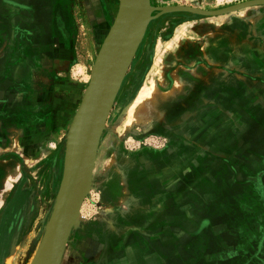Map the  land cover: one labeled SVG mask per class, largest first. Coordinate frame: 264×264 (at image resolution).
Here are the masks:
<instances>
[{
	"label": "rangeland",
	"instance_id": "1",
	"mask_svg": "<svg viewBox=\"0 0 264 264\" xmlns=\"http://www.w3.org/2000/svg\"><path fill=\"white\" fill-rule=\"evenodd\" d=\"M257 1L147 0L61 264H175L177 251L186 264L216 254L208 243L221 219L230 237L255 219L264 236V4L210 14ZM120 4L0 0V49L19 58L32 43L25 22L55 16L69 28L62 103L51 99L48 115H32L49 121L48 135L9 137V113L0 112V264H37L47 254L71 169L69 138ZM143 88L152 95L135 106ZM245 257L264 264V248Z\"/></svg>",
	"mask_w": 264,
	"mask_h": 264
},
{
	"label": "crops",
	"instance_id": "2",
	"mask_svg": "<svg viewBox=\"0 0 264 264\" xmlns=\"http://www.w3.org/2000/svg\"><path fill=\"white\" fill-rule=\"evenodd\" d=\"M60 15L62 17L61 21H65L64 13ZM27 22L24 25L28 24L30 27L28 28V33H26L28 38L24 40H29L32 43L30 50L24 51L23 55L21 54L25 59H22V56L19 58L16 54H11L7 50L0 49V106L5 105V109H0V112L9 113V117L4 119L9 122L7 127L4 128L5 134L9 135V137L48 135L47 123L49 121L47 122L45 118L35 121L32 115H42L44 113L48 115V111L45 108L51 103V99H57L58 103H62L57 93L60 92L64 87L63 84H65L59 79L58 74L62 73L63 69L66 68L65 62L66 58H68V51L65 46L67 44L65 37H67L68 32L66 31L69 28L67 26L64 27V25L61 27L60 23H57V17L55 18V16L50 21ZM22 90H27L28 94L17 98L16 93ZM56 112H52L55 114V120L58 119ZM6 149L20 153L22 148L15 144H7ZM245 195L239 193V205L241 206L246 205L247 196ZM258 213V210L254 209V218L259 217L261 220L262 215ZM238 216L240 217V215ZM224 221L221 219V224L215 229V232H220L221 235L211 238L209 243L206 241L208 249L216 250V254H208L195 260L191 259L185 262L186 264H249L250 262L245 255L256 249L261 250L264 248L262 221L255 219L252 223L246 221L244 225H238L236 229L237 238L230 237V231L226 230L227 226L223 223ZM211 227L209 226L210 229ZM225 232L227 235H224ZM200 241L195 240L191 243L198 245ZM221 249H225L227 254L223 251L221 252ZM235 249L238 252L237 256L232 253ZM221 253L222 255H220ZM181 256L178 251L174 253L175 264L182 263Z\"/></svg>",
	"mask_w": 264,
	"mask_h": 264
},
{
	"label": "water",
	"instance_id": "3",
	"mask_svg": "<svg viewBox=\"0 0 264 264\" xmlns=\"http://www.w3.org/2000/svg\"><path fill=\"white\" fill-rule=\"evenodd\" d=\"M147 0H121L117 18L106 37L93 69L67 148L71 162L62 194L51 222L52 245L49 260L39 257L37 264H61L71 231L92 184L98 149L107 116L126 72L127 57L145 20ZM264 4L250 2L210 14L223 15ZM48 246V245H47ZM45 252L49 250L44 245Z\"/></svg>",
	"mask_w": 264,
	"mask_h": 264
},
{
	"label": "bare ground",
	"instance_id": "4",
	"mask_svg": "<svg viewBox=\"0 0 264 264\" xmlns=\"http://www.w3.org/2000/svg\"><path fill=\"white\" fill-rule=\"evenodd\" d=\"M141 94L139 96V98L137 99L136 103H135V106L136 104H141V103H144V99L147 98L148 96L152 95L151 92L152 90L151 89H144L141 90ZM149 98V97H148ZM152 101V100H151ZM134 107V106H133ZM140 113V112H139ZM51 245H52V236H50V242H49V250L47 251V259L49 260V257H50V251H51ZM47 246V245H46ZM36 263V262H35Z\"/></svg>",
	"mask_w": 264,
	"mask_h": 264
}]
</instances>
